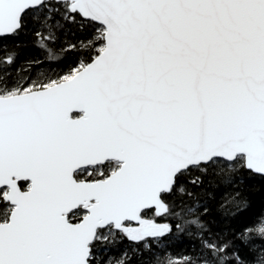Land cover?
I'll use <instances>...</instances> for the list:
<instances>
[{
    "label": "snow or ice",
    "instance_id": "snow-or-ice-1",
    "mask_svg": "<svg viewBox=\"0 0 264 264\" xmlns=\"http://www.w3.org/2000/svg\"><path fill=\"white\" fill-rule=\"evenodd\" d=\"M0 264H264V0H0Z\"/></svg>",
    "mask_w": 264,
    "mask_h": 264
}]
</instances>
